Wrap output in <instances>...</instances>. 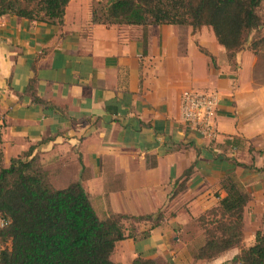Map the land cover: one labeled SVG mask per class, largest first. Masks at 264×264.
Listing matches in <instances>:
<instances>
[{
    "label": "crops",
    "instance_id": "obj_1",
    "mask_svg": "<svg viewBox=\"0 0 264 264\" xmlns=\"http://www.w3.org/2000/svg\"><path fill=\"white\" fill-rule=\"evenodd\" d=\"M92 1L70 0L60 26L0 16L5 165L39 155L53 185L79 181L101 218L161 211L159 225L139 223L134 238L116 242L115 264H225L237 247L195 258L204 241L195 218L226 195L222 180L233 175L251 194L244 246L264 234V47L237 52L232 66L211 26L93 24ZM191 88L217 94L216 147L180 118Z\"/></svg>",
    "mask_w": 264,
    "mask_h": 264
},
{
    "label": "trees",
    "instance_id": "obj_2",
    "mask_svg": "<svg viewBox=\"0 0 264 264\" xmlns=\"http://www.w3.org/2000/svg\"><path fill=\"white\" fill-rule=\"evenodd\" d=\"M70 0H0V16L62 25ZM264 0H93L91 22L106 25L155 24L211 26L232 66L236 53L247 47L256 53L264 47ZM251 35V37H250ZM144 46L147 35H143ZM0 131V264H115L110 256L116 242L134 238L136 226L148 222L151 228L163 220V213L130 216L113 213L101 218L79 181L64 188L51 182L39 155L14 157L4 163ZM242 165V164H239ZM193 164L176 180L172 197L185 189ZM226 195L218 204L195 218L203 230V244L196 259H211L237 247L239 253L225 264H264V234L256 242L243 244L244 208L251 194L233 175L222 180ZM149 234V229L141 232ZM133 264H157L136 258Z\"/></svg>",
    "mask_w": 264,
    "mask_h": 264
},
{
    "label": "built area",
    "instance_id": "obj_3",
    "mask_svg": "<svg viewBox=\"0 0 264 264\" xmlns=\"http://www.w3.org/2000/svg\"><path fill=\"white\" fill-rule=\"evenodd\" d=\"M217 94L211 90L186 89L180 95V118L199 136L214 140L218 136L215 123ZM4 222L1 220L0 225Z\"/></svg>",
    "mask_w": 264,
    "mask_h": 264
},
{
    "label": "rangeland",
    "instance_id": "obj_4",
    "mask_svg": "<svg viewBox=\"0 0 264 264\" xmlns=\"http://www.w3.org/2000/svg\"><path fill=\"white\" fill-rule=\"evenodd\" d=\"M260 13L262 14V16L264 17V3H262V5H261V7H260ZM263 33H264V30L262 31ZM250 37H251V35H250ZM207 145H209L210 147H216V146H218L219 144H217V142H215V139L214 140H211V142H209ZM214 152V151H213ZM221 152H223V153H221ZM216 151V152H214V154H216V155H218V156H222L223 157V159L224 158H227L228 159V155L226 154L227 152H225V151ZM178 206V204H176L175 203V205H174V209L176 208ZM172 207V206H171ZM0 223H1V219H0ZM7 246V244L6 243H2V242H0V250L1 249H3L4 247H6Z\"/></svg>",
    "mask_w": 264,
    "mask_h": 264
}]
</instances>
